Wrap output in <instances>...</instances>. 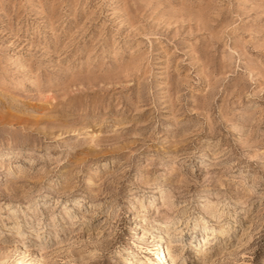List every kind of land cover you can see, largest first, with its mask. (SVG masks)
Instances as JSON below:
<instances>
[{"label": "rangeland", "instance_id": "rangeland-1", "mask_svg": "<svg viewBox=\"0 0 264 264\" xmlns=\"http://www.w3.org/2000/svg\"><path fill=\"white\" fill-rule=\"evenodd\" d=\"M0 264H264V0H0Z\"/></svg>", "mask_w": 264, "mask_h": 264}, {"label": "bare ground", "instance_id": "bare-ground-1", "mask_svg": "<svg viewBox=\"0 0 264 264\" xmlns=\"http://www.w3.org/2000/svg\"><path fill=\"white\" fill-rule=\"evenodd\" d=\"M162 242H163V241H160L161 244H162ZM163 253H164V251L162 250V253H161V254H162V259H163V260H162V263L165 262V261H166V263H167V262L169 261L168 256L165 255V254H163Z\"/></svg>", "mask_w": 264, "mask_h": 264}]
</instances>
